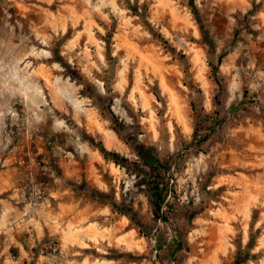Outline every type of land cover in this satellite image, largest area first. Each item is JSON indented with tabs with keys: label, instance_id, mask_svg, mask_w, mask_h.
Returning <instances> with one entry per match:
<instances>
[{
	"label": "rangeland",
	"instance_id": "1",
	"mask_svg": "<svg viewBox=\"0 0 264 264\" xmlns=\"http://www.w3.org/2000/svg\"><path fill=\"white\" fill-rule=\"evenodd\" d=\"M263 2L0 0V264H264Z\"/></svg>",
	"mask_w": 264,
	"mask_h": 264
},
{
	"label": "trees",
	"instance_id": "2",
	"mask_svg": "<svg viewBox=\"0 0 264 264\" xmlns=\"http://www.w3.org/2000/svg\"><path fill=\"white\" fill-rule=\"evenodd\" d=\"M103 149V151L105 152V153H108V151L105 149V148H102ZM157 207H158V209H161V205L159 204V203H157Z\"/></svg>",
	"mask_w": 264,
	"mask_h": 264
},
{
	"label": "crops",
	"instance_id": "3",
	"mask_svg": "<svg viewBox=\"0 0 264 264\" xmlns=\"http://www.w3.org/2000/svg\"><path fill=\"white\" fill-rule=\"evenodd\" d=\"M262 7H263L262 15H263V17H264V2H263V4H262Z\"/></svg>",
	"mask_w": 264,
	"mask_h": 264
}]
</instances>
